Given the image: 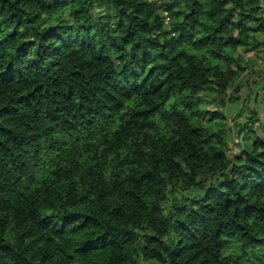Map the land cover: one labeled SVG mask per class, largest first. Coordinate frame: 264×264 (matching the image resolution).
<instances>
[{
	"label": "trees",
	"instance_id": "trees-1",
	"mask_svg": "<svg viewBox=\"0 0 264 264\" xmlns=\"http://www.w3.org/2000/svg\"><path fill=\"white\" fill-rule=\"evenodd\" d=\"M259 35L264 0H0V264H264Z\"/></svg>",
	"mask_w": 264,
	"mask_h": 264
},
{
	"label": "rangeland",
	"instance_id": "rangeland-1",
	"mask_svg": "<svg viewBox=\"0 0 264 264\" xmlns=\"http://www.w3.org/2000/svg\"><path fill=\"white\" fill-rule=\"evenodd\" d=\"M102 10L94 8L92 10L93 16L96 18L102 14ZM258 37L264 39L263 35H259ZM240 53L244 58V66L246 67V71L241 78V90L238 94L240 100L237 103L231 104L227 112V139L229 150L232 153L240 150L242 142L243 135L237 130H234V118H236L243 106L246 111L243 112L241 117L236 119V122L248 121L247 117H250L248 110L255 111L258 118L264 122V75H258L256 73L264 72V48L256 51H240ZM205 109L211 111L217 110L213 106L206 107Z\"/></svg>",
	"mask_w": 264,
	"mask_h": 264
},
{
	"label": "built area",
	"instance_id": "built-area-1",
	"mask_svg": "<svg viewBox=\"0 0 264 264\" xmlns=\"http://www.w3.org/2000/svg\"><path fill=\"white\" fill-rule=\"evenodd\" d=\"M153 1H158V0H153ZM166 17H167V22L169 21V18H168V16H167V14H166Z\"/></svg>",
	"mask_w": 264,
	"mask_h": 264
}]
</instances>
